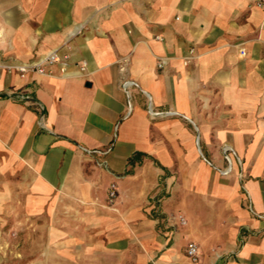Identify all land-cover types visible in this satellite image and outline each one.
<instances>
[{
	"label": "crops",
	"instance_id": "0c3cea01",
	"mask_svg": "<svg viewBox=\"0 0 264 264\" xmlns=\"http://www.w3.org/2000/svg\"><path fill=\"white\" fill-rule=\"evenodd\" d=\"M0 264H264V10L0 0Z\"/></svg>",
	"mask_w": 264,
	"mask_h": 264
},
{
	"label": "built area",
	"instance_id": "2783aa9c",
	"mask_svg": "<svg viewBox=\"0 0 264 264\" xmlns=\"http://www.w3.org/2000/svg\"><path fill=\"white\" fill-rule=\"evenodd\" d=\"M254 5L264 10V0H254ZM157 38H159V36H157ZM66 57H67L66 55H61L59 51L55 49L47 53L41 61L34 63L30 66L18 65V66H15V69H17L21 74L27 71L46 73L47 65L59 63ZM163 64H164V59L160 58L157 63L158 67H162ZM116 196H117V187H116V184L112 183L109 186L108 193H107L108 201L112 203L114 199L116 198ZM180 221L184 223V219L182 217L180 218ZM185 253L192 261H197L198 255H199L197 244L194 242L188 243L185 249Z\"/></svg>",
	"mask_w": 264,
	"mask_h": 264
}]
</instances>
